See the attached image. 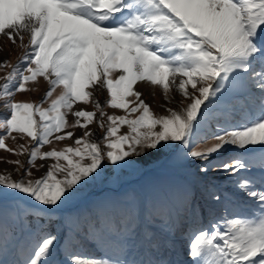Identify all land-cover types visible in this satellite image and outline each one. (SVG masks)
Listing matches in <instances>:
<instances>
[{"label":"snow or ice","instance_id":"obj_1","mask_svg":"<svg viewBox=\"0 0 264 264\" xmlns=\"http://www.w3.org/2000/svg\"><path fill=\"white\" fill-rule=\"evenodd\" d=\"M0 35L13 45L19 39L25 50L16 65L0 61V69H9L0 77V107L7 112L0 118V150L18 157L6 162L23 170L17 180L0 174V264H62L64 241L74 239L111 243L124 258L69 251L67 264H264V0H0ZM41 77L49 87L39 102L15 101ZM138 82L159 86L166 99L176 91L187 103L155 115L135 90ZM95 86L107 90V107L124 114L108 115L89 91ZM234 96L257 111L239 123H218L214 142L193 150L215 107ZM90 100L95 111L74 107ZM92 123L103 135L89 129ZM7 138L29 142L9 148ZM64 141L70 143L60 150H41ZM234 149L254 159H223ZM171 154L201 161L195 167L205 176L259 168V187L246 177L236 183L256 210L180 232L181 213L198 211L197 192L186 187L179 210L173 200L131 192L90 211L82 224L62 221L59 236L40 223L48 217L50 225L58 209L110 166L131 168ZM33 168L46 170L33 179ZM200 195L206 203L222 200L211 187ZM6 218L21 233H36L23 261L7 259L17 235ZM133 250L146 258L127 259Z\"/></svg>","mask_w":264,"mask_h":264},{"label":"rangeland","instance_id":"obj_2","mask_svg":"<svg viewBox=\"0 0 264 264\" xmlns=\"http://www.w3.org/2000/svg\"><path fill=\"white\" fill-rule=\"evenodd\" d=\"M24 44H28V36L24 37ZM19 39L17 44L13 45L6 37L0 35V61L8 60L12 65H16L19 58L23 55L24 49L19 46ZM9 69H0V77L4 76ZM0 83H3L0 80ZM34 91L17 93L14 97L17 102H39L44 93L48 89V84L43 78H38L37 82L30 85ZM89 89L93 92V99L99 102L104 107L105 112L108 115H123L122 110L112 109L107 107V101L110 99L106 89L98 88V96L95 97L96 89ZM135 90L142 93L141 99L150 106V109L155 115H167L166 109H177L181 107L183 97L176 91H171L166 99L159 86H152L147 82H138L135 86ZM60 89L54 93L58 95ZM3 101H0L2 104ZM187 103V101H183ZM47 107V105H44ZM75 108L86 107L85 110L95 111L94 104L89 101L88 104L78 103ZM254 109V111H253ZM257 111L255 105H244L238 101L227 102V100L215 107L210 114L208 122L204 125V128L200 132V138L198 142H193V150H200L205 144L211 145L213 143L212 132L216 130L217 124H234L243 121L249 113ZM97 115H99L97 113ZM7 116V112L3 107H0V118ZM134 118V117H133ZM69 122L74 120L71 114L68 115ZM95 123L89 125L91 130ZM71 130V129H66ZM3 129H0V134H3ZM76 136L81 135L82 129H74ZM127 131V128H121V133ZM16 135V134H13ZM96 135H103V133L97 130ZM29 139L21 140L17 138L13 141L11 138L5 140L6 145L9 148H16L20 143H28ZM69 141L54 142L51 145H45L42 151L51 150L55 147L57 150L62 149ZM234 156L240 157L242 160H252L254 157L248 158L244 150L234 149L227 152L223 159L230 160ZM18 157L12 155L9 152L0 150V174H11L12 179H20L23 170L16 171V166L9 164L6 161L15 160ZM21 160H26V157H19ZM219 162V161H217ZM42 163L37 161V165ZM201 161L193 160L191 158L177 159L175 154L166 155L160 159L152 158L143 163L137 164L131 168L116 169L114 166L111 171H106L102 174L101 178L94 183H89L80 189L76 197L64 204L57 212L51 216V218L59 219V226L63 229L62 221L71 222L73 224H82L87 214L95 209L107 207L117 202L124 194L135 192L138 195L149 198L152 200H159L161 198L170 199L175 202L176 208H181V198L183 191L186 187H193L197 192V214L191 216L181 213V221L183 227L180 232L185 230H193L201 226H207L210 221L218 220L225 215H231L235 213L246 214V212L254 211L256 209V203L251 198L239 192L236 187V183L243 177L253 179L256 186H260L259 174L261 170L259 168H252L251 171L241 172L236 176H229L223 171H210L206 176L197 171L196 164ZM45 168H40L37 171L32 169V178H39L44 172ZM205 187H211L222 196L220 202H205L200 193ZM5 206L8 207V202H5ZM48 218V217H45ZM42 222V221H41ZM48 228L47 222L45 220ZM222 222V221H221ZM53 224V222H52ZM52 224L49 225L52 226ZM6 225L10 230H14L16 235L20 237V240L28 233H21L18 224H13L10 218H6ZM180 232H177L176 240L177 245L184 244V239L181 237ZM17 247L11 250L7 256V259L11 261H23L27 256L25 253V243L19 248V242ZM69 251L80 252L84 255L98 260H116L123 259L124 256L118 246L111 243H101L93 239L82 241L80 239H74L71 244L65 240L64 247L58 255V259L62 264H67L69 259ZM12 255V256H11ZM14 255V256H13ZM146 258L144 253L137 250L131 251L127 255L129 260H139Z\"/></svg>","mask_w":264,"mask_h":264},{"label":"trees","instance_id":"obj_3","mask_svg":"<svg viewBox=\"0 0 264 264\" xmlns=\"http://www.w3.org/2000/svg\"><path fill=\"white\" fill-rule=\"evenodd\" d=\"M86 218H87V216H86ZM45 220H48V218H44L42 220V222H40L43 225L44 230H46V231H52V232H54V234H56V235L59 236L61 234V231H62V229L59 226V219H57V218H51V221L53 222V224L51 223L52 226L49 227V225H48L49 223L47 222L48 228L46 226V222H44ZM26 236H27V234H24V236L20 240V242H19V248H21V246L23 245V243L26 242L24 248H25V253H27V255H28V253L31 251V244L33 243V241L36 238V233L33 232V234L31 236H29V235H28V237H26ZM19 239H20V237L17 236V242L19 241ZM25 257H27V256H25Z\"/></svg>","mask_w":264,"mask_h":264},{"label":"bare ground","instance_id":"obj_4","mask_svg":"<svg viewBox=\"0 0 264 264\" xmlns=\"http://www.w3.org/2000/svg\"><path fill=\"white\" fill-rule=\"evenodd\" d=\"M96 90H97V91H96V93H95V95H94L95 97L98 96V88H97ZM242 99H243L242 96H234V97H229V98L227 99V102H235V101L240 102ZM85 108H86V107H79V109H84V110H85ZM253 111H254V109H253ZM91 130L94 131V132L96 133L97 130H98V126H97V125L93 126ZM256 147H259V146H256ZM246 156H247L248 158H251V157H252V156H250V155H248V154H246ZM259 174L262 175V172H260ZM259 183H260V181H259ZM255 210H256V209H255ZM255 210H254V211H255ZM247 213H248V212H246V214H247Z\"/></svg>","mask_w":264,"mask_h":264}]
</instances>
